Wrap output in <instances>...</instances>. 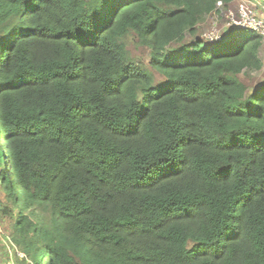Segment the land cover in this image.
Wrapping results in <instances>:
<instances>
[{
	"label": "trees",
	"instance_id": "16d2710c",
	"mask_svg": "<svg viewBox=\"0 0 264 264\" xmlns=\"http://www.w3.org/2000/svg\"><path fill=\"white\" fill-rule=\"evenodd\" d=\"M220 1L0 0L18 264H264V37L187 42Z\"/></svg>",
	"mask_w": 264,
	"mask_h": 264
},
{
	"label": "rangeland",
	"instance_id": "374dc122",
	"mask_svg": "<svg viewBox=\"0 0 264 264\" xmlns=\"http://www.w3.org/2000/svg\"><path fill=\"white\" fill-rule=\"evenodd\" d=\"M264 0H233L226 4L221 2L217 8L197 27L196 35L189 34L187 42L193 40H203L206 43H214L221 40L224 35L232 28L240 27L247 23L252 24V29L259 33L264 32ZM233 35H227L226 39ZM264 37V35H263ZM226 41V40H225ZM225 41L220 42L219 46H223ZM128 50L131 55L148 63L150 60V50L147 47L141 46L132 36L128 42ZM261 55L264 60V45L261 50ZM157 81L163 79L159 73H155ZM244 83L248 86V91L257 88L264 80V67L257 71H246L241 75ZM6 149V148H5ZM6 168V166H5ZM7 169L6 172H9ZM4 174V173H3ZM10 186V184L8 183ZM2 192V193H1ZM5 199L4 192L0 186V222L4 227V233L0 236V264H18L16 256H24L23 250L16 244L11 237L10 228L15 222V215L4 214L1 211L2 202Z\"/></svg>",
	"mask_w": 264,
	"mask_h": 264
},
{
	"label": "clouds",
	"instance_id": "9594fccd",
	"mask_svg": "<svg viewBox=\"0 0 264 264\" xmlns=\"http://www.w3.org/2000/svg\"><path fill=\"white\" fill-rule=\"evenodd\" d=\"M219 3H221V1L220 2H218V4ZM218 6V5H217ZM239 27V26H238ZM241 27V26H240ZM241 28H243V27H241ZM245 30H250V31H254V32H257V31H255V30H251V29H249V28H244ZM229 32V31H228ZM258 34H260V35H264V34H262V33H259V32H257ZM226 35V34H225ZM224 35V36H225ZM223 39V38H222ZM220 41V40H219ZM1 141V140H0ZM0 145H1V147H2V149H3V151H4V156H8V146L5 144V145H3L2 144V142H0ZM6 148V149H5ZM5 166H6V168H5ZM5 168V169H4ZM0 169H4V171H6L7 169H10V164H9V162L7 161V162H4V166H0ZM3 233H4V227H3ZM3 233L0 235V236H2L3 235Z\"/></svg>",
	"mask_w": 264,
	"mask_h": 264
},
{
	"label": "built area",
	"instance_id": "2783aa9c",
	"mask_svg": "<svg viewBox=\"0 0 264 264\" xmlns=\"http://www.w3.org/2000/svg\"><path fill=\"white\" fill-rule=\"evenodd\" d=\"M263 24H264V22H263ZM241 27H243V28H249V29H252V24H249V23H247V24H245V25H240ZM260 32L262 33V34H264V32L262 31V30H260ZM3 233V226H2V224H1V222H0V235Z\"/></svg>",
	"mask_w": 264,
	"mask_h": 264
}]
</instances>
